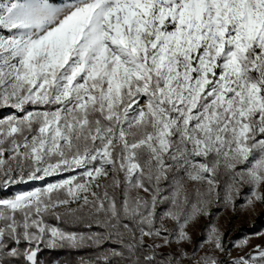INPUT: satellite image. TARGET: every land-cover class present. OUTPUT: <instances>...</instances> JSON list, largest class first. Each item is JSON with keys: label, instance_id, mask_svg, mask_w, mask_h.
<instances>
[{"label": "snow or ice", "instance_id": "6c2138e0", "mask_svg": "<svg viewBox=\"0 0 264 264\" xmlns=\"http://www.w3.org/2000/svg\"><path fill=\"white\" fill-rule=\"evenodd\" d=\"M0 111V264H264V0H0Z\"/></svg>", "mask_w": 264, "mask_h": 264}, {"label": "rangeland", "instance_id": "374dc122", "mask_svg": "<svg viewBox=\"0 0 264 264\" xmlns=\"http://www.w3.org/2000/svg\"><path fill=\"white\" fill-rule=\"evenodd\" d=\"M3 114L4 113H2V115ZM54 179L57 178H48L49 182H52ZM42 186H44V182H30L28 185L15 186L7 192H0V196H10L17 191H27L33 187ZM245 191H247V189H245ZM217 212H220V209L214 206L213 213ZM208 223V219L202 217L194 227L190 228L194 241H198L202 238L201 230ZM166 224L169 228L174 227L172 222H166ZM218 224L221 229L225 231L226 242L228 240H236L244 236H253L255 233L264 231V205L258 204L256 206L255 213L245 212L239 208H237L235 213L230 210L223 211L219 216ZM256 244H264V236L252 238L249 246L251 247ZM187 247L189 250L191 249V245H188ZM229 247H231L230 243ZM164 251H168V249H164ZM237 251L238 250L234 249L233 255H236ZM221 258L223 259V257Z\"/></svg>", "mask_w": 264, "mask_h": 264}, {"label": "trees", "instance_id": "16d2710c", "mask_svg": "<svg viewBox=\"0 0 264 264\" xmlns=\"http://www.w3.org/2000/svg\"><path fill=\"white\" fill-rule=\"evenodd\" d=\"M2 111H0V116H2ZM52 223H55V221H52ZM91 254V250H89L88 252H82V253H66V252H57V253H49V252H45L41 259L44 261H50L54 258H59L62 261H68L69 264H75V261L79 259V256L81 255H89Z\"/></svg>", "mask_w": 264, "mask_h": 264}]
</instances>
